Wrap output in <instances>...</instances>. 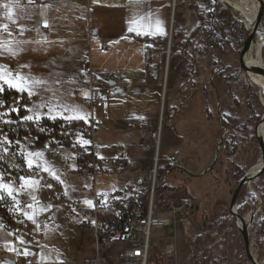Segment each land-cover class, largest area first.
Masks as SVG:
<instances>
[{"label": "rangeland", "instance_id": "374dc122", "mask_svg": "<svg viewBox=\"0 0 264 264\" xmlns=\"http://www.w3.org/2000/svg\"><path fill=\"white\" fill-rule=\"evenodd\" d=\"M210 1L216 4L212 17L214 21L208 18L206 20L214 23L213 36L222 42L215 47V44L209 43L202 33L198 34L195 37L197 40H193L190 46H185L183 57L177 53L169 57L166 79L163 71L160 80L155 82L148 75L144 62L143 43L138 41L136 36L122 37L116 44L107 36L108 33L102 32L114 27L134 28L138 34L144 35L152 33L155 24L162 28L163 17L160 18L161 21H158L159 17L156 21L148 19V16H151L150 6L137 5L127 8L130 14H135V17L129 20L127 16H122L116 18L115 22L111 16L102 21L95 9L90 7L87 11L84 10L83 26L88 27L93 33H98L88 43L78 41L74 43L71 39L78 36L76 27L80 25L79 21L81 22L82 18L78 16L73 18L72 22H75L76 27L74 25L69 27L72 24L70 12L62 5L63 3L57 4L59 8L55 12H50L46 8L44 14L37 17L30 2L0 0V29L3 25H17L19 30L13 37L0 34V68L12 72L13 75L19 72L21 76L26 77V87L34 93L33 95L27 92L19 93L5 86L6 90L0 92L1 124L5 121L26 125L50 121L61 127H68L72 123L79 122L81 119L76 117H85L86 112L75 101L74 92L79 90L80 97L84 95L83 90L80 89L83 86V76L87 73L85 67L88 62L91 71L99 75V79L105 84L109 85L112 81L110 79L113 76L109 74L116 76L114 77L116 82L114 86H110L111 94L108 96L110 121H100L94 134L99 155L113 157L116 152L115 145L126 146L125 148L129 149L136 139L145 136L155 127L159 118L162 119L159 158L162 162L168 161L169 158L174 160L175 164L171 166L172 168L169 167L171 168L169 176H175L178 182L174 183L172 193L174 196L166 195L171 205L168 209L171 230L159 235L151 259L152 264H186L192 255L191 243L194 236L201 237L212 231L219 221L227 216V212L230 213L228 205L239 184L233 177L234 165L238 164L246 174L261 159L255 134L264 117L262 105L264 94L238 65V55L247 33L245 19L240 12L229 8V5L220 4L217 0ZM242 1L230 0L231 3ZM53 2L54 0H48L46 7ZM90 2L94 1L90 0ZM5 4L11 5V19L7 16L8 9L4 7ZM207 5L204 0H193L192 4L178 7L176 10L184 8V13L187 11L193 19L197 14L195 6L203 9L205 13L209 9ZM249 14L253 20V13ZM180 15L178 10L174 17L172 16L173 22L175 21L172 28L176 29V20ZM187 20H185L186 26H190L192 22ZM168 25L169 12L167 28ZM262 25L264 27L263 23ZM178 30L177 28V31L173 32L172 37L181 32ZM159 33L164 32L160 30ZM163 37L166 39L167 33ZM101 43H105L108 48L102 49ZM260 44V54L264 61V41ZM167 45V40L166 45L160 42L155 51L162 52L167 49ZM80 57L84 59L83 62ZM183 58L186 60L181 61ZM176 64L178 69L180 67L183 69L182 73L176 71ZM157 84L160 85V100L164 89L162 116L159 100L152 89ZM119 89L122 91L119 92ZM136 90L141 92L135 93ZM16 108L20 111L14 112L13 109ZM25 116H33V120L25 121L23 119ZM95 116L101 120L99 112H96ZM117 124L121 131H116ZM133 126H137V130ZM134 130L139 132L136 133ZM20 137L21 135L15 138L2 136L0 151L5 152L7 149V153L15 152L27 167L23 157L25 155L27 157L26 153L31 149V140ZM227 145L235 151V160L227 154ZM72 153L74 156L71 155ZM76 154V151L71 150L60 151V155H65V158L71 156L72 160L73 157L78 160L84 158ZM37 162L41 164V156H38ZM50 162L53 163V160ZM133 162L136 167L133 170L146 169L149 166L148 163L143 164L137 160ZM61 163L67 173L76 169L75 163H72V167L66 165L64 161ZM161 166L166 167L165 164ZM105 169L110 168L105 167ZM129 170L132 169H127ZM119 172L124 174L123 170ZM119 172L115 170L100 172L95 179L98 192L113 193L120 184L130 178ZM35 186L36 184H33L29 187L31 193ZM63 186L67 197L75 198L74 201L77 200L78 207L82 211L93 209L92 202L90 205L86 203L87 199H82L81 196L76 198L67 190L65 182ZM245 186L247 195L243 202L249 206L247 210L244 208L243 217L252 211L255 199L257 203L254 209L262 199L264 173ZM253 186H256L257 190L253 189ZM83 195L88 197L87 194ZM157 195L162 196L158 193ZM30 198H34L33 193ZM234 205L238 214L240 205L237 202ZM70 207V204L61 201L46 200L37 204L38 215L43 211H49L51 214L50 221L43 227L42 241L38 243L35 252L37 264H83L93 256L95 247L93 231L80 227L83 221H92V218L87 214H84L87 217L84 216L83 213L73 214L70 212ZM248 208L251 211H248ZM258 219H260L259 212L249 228L254 256H257V250L253 242V232L255 220ZM233 223L235 226L234 221ZM229 230L230 236L217 241L215 248L224 249L230 261L234 262L243 241L233 228ZM208 241L211 242V239L209 238ZM171 250L172 252L169 253L168 251ZM109 255L112 256L113 252H109ZM217 255L219 254L215 253L214 256Z\"/></svg>", "mask_w": 264, "mask_h": 264}, {"label": "built area", "instance_id": "2783aa9c", "mask_svg": "<svg viewBox=\"0 0 264 264\" xmlns=\"http://www.w3.org/2000/svg\"><path fill=\"white\" fill-rule=\"evenodd\" d=\"M29 2L38 8L42 4V0H29ZM192 2L193 0H169L172 14L176 8L190 5ZM215 5L213 2L212 7L205 13L213 15ZM201 11L204 12V10ZM207 22L200 20L197 28H208L215 33L214 23ZM18 31L16 26H8L7 29L1 28L0 34L13 37ZM174 31H170L167 37V49L162 52L154 51L146 59L148 75L153 81H159L163 71L166 79L170 56L176 53L182 57L184 55L185 41L181 39L173 42ZM101 47L105 48L106 45L102 44ZM166 57H168L167 60ZM164 58L165 61H163ZM84 91L85 96L80 97L79 90H76L74 98L83 106L86 122L81 119L69 128L50 121L33 123L20 138L30 139L32 148L47 153L51 159H54L62 150L76 151L79 157H86L80 160L77 158L76 165L83 177L91 178L92 187L77 191V194H87L88 200L93 203V209L82 211L77 203L71 205L73 213L87 212L92 216V221H84L80 224L82 229H91L94 234V253L86 264H152L151 259L154 256L159 235L171 230V220L168 217L170 201L166 195H157L158 189L167 182L171 166L175 164L171 158L166 162H162L159 158L163 121L159 118L155 127L148 131L137 147L140 156L136 160L143 164L148 163V168L133 170L136 167H131L132 170L129 173L135 177L118 192H97L95 178L101 168L125 171V163L131 159L127 157L125 147L119 148L113 157H97L92 140L97 126L94 112L101 111L103 120L109 121L108 96L111 90L109 85L88 72ZM162 92L161 116L164 89ZM87 134L90 136L87 137ZM64 137L67 141H64ZM85 140L89 143L84 144ZM162 164L166 167L161 166ZM51 173V170H30L25 167L21 157L15 152L0 151V184L9 185L15 197L13 199L9 196L7 189H0V195L4 197L0 200V207H5V214H0V228L9 235L11 245L10 252L0 245V256L6 257L10 254L14 264H37L35 252L31 251L34 249V244L23 241L26 219L19 210V199L24 195L21 189L24 181L21 177L38 181L40 187L45 186L61 198L63 194L51 179ZM25 251L29 254L25 255ZM109 252H113V255L110 256Z\"/></svg>", "mask_w": 264, "mask_h": 264}, {"label": "crops", "instance_id": "0c3cea01", "mask_svg": "<svg viewBox=\"0 0 264 264\" xmlns=\"http://www.w3.org/2000/svg\"><path fill=\"white\" fill-rule=\"evenodd\" d=\"M23 1L29 3V0H23ZM46 3H48V0H42V6L39 9L37 8L38 10L36 9V7L34 5L30 4V6H32V9H33L34 13L37 15V17L43 15L44 11L46 10V8L48 10H50V12H55L59 8V6L57 4H62L63 3L62 5H64V7L70 12L69 17H70L71 21L70 20L69 21L72 24H70L69 27H73L72 25H74L76 27L75 22L74 23L72 22L73 18H75L77 16H78V18H82V21L81 22L79 21L80 25H77V27H76L77 31L79 32L78 36H76V37L71 39V40L74 41V43H76V41L88 43L98 33V32H96V33L94 32L93 33V32L88 30V27H84L83 26L84 10L87 11L88 8L90 9V7L95 9L96 14H99L100 19L102 21H104L105 19L109 18V16H111V17H113V22H115L116 18H120L122 16H127L129 20L132 19L133 17H135L134 16L135 14H133V15L130 14V10H127V8H133L134 6H137V5H148V6H150V10H151L150 11V15L151 16H148V19L150 21L151 20L156 21V18L159 17L158 21L159 20L161 21L160 18L163 17V27L162 28H159V26L154 23L155 25L152 27V30H151L152 33H147V34H144V35L138 34L136 29H134V28L130 30V28H128V29H119L118 27H114L113 29H111L109 31H103L102 30V32H105L104 34L108 33L107 36L109 38H112L113 42L116 43V44L119 43V40L122 37L126 38L127 36H132V37L136 36L137 40L140 41L141 43H143L144 62L145 63H146V59H147L148 55L150 53L154 52L158 48L160 42H163L164 40H167V38L165 39L163 37L164 34L167 33V36H168L170 31H173V30L177 31V28H178L179 30H181V32H178V33H182V34L184 33L183 36L187 37L192 32H194L196 29H198L197 28V21H200L198 19V17H197V14L194 15V18L192 19L191 16L187 13V11H186L187 14L184 13L185 12L184 8L177 9L175 12L177 13V11L180 10V14L181 15H180V18L178 20H176V22H177L176 29L172 28V16H173V14H172V10H171L170 5H169V0H120V2H118V3L113 2L110 5H100V4H96L94 2L91 3L90 0H65L64 2H62L61 0H54V2L49 7H46L47 6ZM195 10L197 12V10L201 11L203 9H200V8H198V6H195ZM168 12H169V25H168V28H167ZM106 16H108V17H106ZM98 19H99V17H97V20ZM186 19H188L187 21L192 22L190 24V26H186V22H185ZM7 26H10V25H7ZM12 26H16L17 27V25H12ZM80 26H81V28H79ZM160 30H163L164 33H159ZM136 33H137V35H136ZM102 44L106 45L105 43H101L100 46ZM107 48L108 47L106 45V47L102 48V49H107ZM79 59H82L81 62H83V60H84L82 57H80ZM85 69H86L87 73L84 74V76H83V79H82V85L83 86L80 89V90H83V93H84L83 96H85L84 84L87 81L88 72H91V74L95 78L99 79V77H98L99 75H97V74H95V73H93L91 71L89 62L87 64V67H85ZM109 75L113 76V78L110 79L112 81H110L109 84L111 82L113 84H115L116 80L114 79V77L116 78V76L113 75L112 73L109 74ZM159 86L160 85L157 84L152 89H153V94L156 95V97L159 100V110H160L161 101H160V97H159V90H160ZM118 91L121 92L122 90L119 89ZM139 92H141V91H139ZM77 103H79V102H77ZM81 107L83 108L82 105H81ZM83 111H85V110H83ZM96 112H99V114L101 116V120H98V118H96V116H95L97 125H98V123H101L100 121L105 122L103 120V116H102L101 111L96 110L94 112V115H96ZM109 121H110V119H109ZM136 127L133 126V128H136ZM96 129H97V126H96ZM96 129H95L94 134L96 133ZM136 130H137V128H136ZM136 130H134V131H136ZM116 131H121L120 126L118 124H117ZM138 132L139 131H136V133H138ZM89 136H90V134H87V137H89ZM161 137H162V134H161ZM143 138H144V136H140L134 142V143H137V145H135L133 143V144H131L129 149H124V151L127 154V157L129 159H131L132 161H127L125 163L124 167L126 168V170L124 171V174H123V172L122 173L119 172L120 170H115V171L119 172V173H121V174H123L125 176H130V178L126 179L122 184H120V187L115 192H118V191L122 190L124 188L125 184L128 181H130V180H132L134 178V177L131 178V176L133 174L128 173V172H130V170L127 171V169H130L131 167H134V165L132 164V163H134L133 160H136V159L139 158L140 153H139L137 147L139 146V144H140V142H141V140ZM92 140H93L94 145H95V152H96L95 154L97 155V157H99V158L109 157V156H101V155H99L98 151H97V144L94 141V135L92 137ZM30 146H31V142H30ZM121 147H123V146L115 145V151L117 152V150L119 148H121ZM124 147H126V146H124ZM28 151L31 152V153H41L42 154V155H40L41 156V164L37 162L38 156H33L32 157V159L34 161V166L30 170L44 169V168H47L48 170H51L52 171L51 179L57 184V189L63 194V196L61 198H59V197L56 196V194L54 192H52L51 190H49L45 186L40 187L39 183H36V186L33 188V192H32L33 195H34V198L31 199L30 197H31L32 193L29 191V187H27V186L26 187H21L22 192H23L24 195L19 199V203H20L19 210L21 211V213L24 215V217L26 219V225H25V228H24L23 241H25L27 244H34V249L31 250V251L32 252H37L38 243L42 241V230H43L44 225L47 222V220H46L47 217L46 216L47 215L49 217L51 216L49 211H43L42 214L38 215L37 204L40 203L41 201L45 202L46 200L49 201V202L61 201L62 203H65L67 205L70 204V206L72 205V203H77L76 202L77 200L74 201L75 198L72 199V197H70V198L67 197L66 190H65V188L63 186L64 182L67 185V190L71 191L76 196V198H80V196H81L82 199H87L88 200V197L86 198L85 195H83V194H77V191H82V190H86V189L91 188L92 187V180L89 177H83L79 173V171L77 169V165H76V163H77V158L76 157H73L74 160H72V156H71L70 157L71 160H70V158H65V155H60V153H59L54 159H51L47 153L40 152V151L32 148V146H31V149L28 150ZM29 152H27V153H29ZM131 153H132V155H131ZM71 155H73V153ZM23 159L25 160V163L27 165L26 155L23 157ZM66 159H69L70 161L66 160ZM50 160H53V163H51ZM62 161L66 162V165L68 164V166H70V167H72V163H75V168L76 169H73V170H71L72 172L67 173L66 169L63 167V165L61 163ZM37 163H38L39 167H36ZM70 169H72V168H70ZM109 170H114V169H105L104 170V168H101L99 170L98 174L100 172H105V171H109ZM56 177H58V179ZM62 181H63V183H62ZM72 183H74L75 185L72 184ZM23 184H24V182H23ZM95 189L98 192L96 187H95ZM99 192H105V191H99ZM115 192H113V193H115ZM170 196H174V195H170ZM70 212H72V210H70ZM73 214H75V213H73ZM84 214H87L88 216H90L92 218L91 214H89L87 212L83 213V215ZM87 215H84V216L87 217ZM28 216H31L32 219H28ZM89 222H90V220H89ZM0 245H2L8 252H10V250H11L10 237L1 228H0ZM94 249H95V247H94ZM93 253H94V251H93ZM1 258L2 259L0 260V264H7L4 261L6 259H8V260H10V261H12L14 263V261L12 260V257H11L10 254H7L6 257H1ZM90 259H88L87 261H89ZM87 261L83 262V264H86Z\"/></svg>", "mask_w": 264, "mask_h": 264}, {"label": "trees", "instance_id": "16d2710c", "mask_svg": "<svg viewBox=\"0 0 264 264\" xmlns=\"http://www.w3.org/2000/svg\"><path fill=\"white\" fill-rule=\"evenodd\" d=\"M204 1L208 4L207 7H209V8L212 7V3L210 0H204ZM197 17L201 21H207L206 19L207 18L211 19L213 17V15L206 14L203 11L197 10ZM213 26H214V24H213ZM200 33H202V35L204 37H206L207 40H209L208 41L209 43H211V44L214 43L215 47L216 46L218 47V44L220 42H222L218 38L214 37L213 32L210 31L208 28H198L187 37H184L181 33H178L174 37H172V40H173V42H176L178 40L183 39L185 41V46H190L191 42L193 43V40H197V38H195V37L198 36V34H200ZM245 36H246V34H245ZM241 42H242V40H241ZM162 44L166 45V40H164L162 42ZM225 44H226V42H225ZM30 48H32V46ZM37 50H39V49L37 48ZM184 59L185 58H183L181 61L186 60V59L185 60ZM177 70L180 71V73L183 72V69L181 67L178 69V66L176 68V71ZM175 74L179 75L177 73H175ZM192 84H193V82H192ZM75 123H77V122H75ZM75 123H72L70 126H68V128L71 127L72 125H74ZM30 125L31 124L26 125L23 123H14V124H11V123H2L1 124L0 123V138L4 135L5 136L8 135L10 138H15V137H18L20 135H23L25 133L26 129ZM65 139H66V137H64V141H67ZM227 154H229L230 157L232 156V158L235 157L234 156L235 151H233L232 147L229 145H227ZM235 159L236 158H234V160ZM234 170H235V172L233 174V177L236 180V182H239L241 177L245 174V171L242 168H240V166L238 164L234 165ZM169 177L167 179L166 184L162 185L158 189L157 193L159 195H164V194L165 195H168V194L172 195V193L174 192V183H176L178 181H176L175 176L171 175ZM253 189L257 190L256 186H253ZM255 192L257 193V191H255ZM246 195H247L246 186L244 185L241 188L239 195L237 197V200H236V202L239 203V205H240V207L238 208V214L242 217L244 216V211H245L244 208H246V210H247V207L249 206V205H245V202H243ZM261 197H262V207L259 211L260 219L255 220L254 225L256 226V229L253 232V242H254V246L256 247V250H257L258 261L264 263V191L261 193ZM255 203H257V199H255L254 205L252 206L251 210H254ZM251 210L248 208V211H251ZM46 217H47L46 218L47 222H49L51 216L49 217L47 215ZM233 221H234V218L232 217V215L229 212H227V216L222 218L219 221V223L214 227V229L212 231L206 233L204 236H201V237L194 236V238L192 239V243H191L192 255H191V258H189L186 261V264H196V263L197 264H247L248 260H247L246 256L244 255V246L243 245H241L239 247V250H238L237 254L235 255V261L234 262L230 261V259L228 258V255L226 254V251L224 249L221 250L218 247L215 248L217 241L219 242V241H221V239L223 237L227 236V238H228L230 236V230H229L230 228H233V230L236 232L237 236L241 239V235L238 232V230L235 228ZM209 238L211 239V242L208 241ZM215 253H218L219 255H217V257H215L214 256Z\"/></svg>", "mask_w": 264, "mask_h": 264}, {"label": "water", "instance_id": "95a60500", "mask_svg": "<svg viewBox=\"0 0 264 264\" xmlns=\"http://www.w3.org/2000/svg\"><path fill=\"white\" fill-rule=\"evenodd\" d=\"M258 2H259V8H258V12H257L256 18H255V22L252 26L251 31L246 33L244 43H243L242 48L240 50V53L238 55V65H239V68L241 70H243V72H245V73L252 72V73H259V74L264 75V68H261L259 66L247 67V66H245V63L243 61L245 54L249 51L250 46L255 39V36H256V33H257L259 27L261 26L262 23L264 24V0H258ZM228 7L230 8V6H228ZM246 31H247V29H246ZM109 85L114 86V84L112 82ZM135 92L138 93L139 90H136ZM255 140L257 141V144H258V147H259V150L261 153V167L257 170L256 174H254L253 176H249L250 174H248V172H247L245 174V176H243L241 178V180L239 181V184L237 186V189H236L234 195L232 196V199L228 205V209L230 211V214L234 218L236 229L238 230V232L240 233V235L242 237L245 256H246L249 264H260L257 261V256H253L251 251H250L251 239H250V234H249V228H250V225H251L254 217L258 214V212L260 211V209L262 207V199H260V203H259L258 207L249 213L248 224L245 223V220H244L245 217H242L239 214H237V212L233 211V207L235 206L234 204L236 203V200H237V197L239 195L241 188L244 185L250 184V182H252L254 179H256L257 177H259L260 175H262L264 173V137L259 136V135H255ZM236 219H240L243 222L241 227H238L236 225ZM4 261L7 264H14L12 261H10L8 259H6Z\"/></svg>", "mask_w": 264, "mask_h": 264}, {"label": "bare ground", "instance_id": "6f19581e", "mask_svg": "<svg viewBox=\"0 0 264 264\" xmlns=\"http://www.w3.org/2000/svg\"><path fill=\"white\" fill-rule=\"evenodd\" d=\"M93 1L97 4H100V5H110L113 2H115V3L120 2V0H93ZM217 1L220 4L227 5V6L229 5L232 10L240 12V14H242L244 19H245V26H246L247 32L251 31L252 26L255 22V18H256L257 12H258V8H259L258 0H243L242 2H236V3H231L230 0H217ZM175 13L176 12H174L173 15ZM249 13H253V20H252V16ZM173 17H172V25L174 26L175 21L173 22ZM262 41H264V27L261 24V26L259 27V29L256 33L255 40L252 42L249 51L244 56L243 61L245 63V66H247V67L259 66L261 68H264V61L262 60L261 54H260V48H261L260 43ZM167 58L168 57H166V60H167ZM247 75L250 76L251 80L254 81V83L261 88V90L264 94V75L259 74V73H252V72H248ZM262 105L264 108V98L262 99ZM255 135H259V136L264 137V117H263L262 123L257 128ZM260 167H261V159H260V162L252 170H250L248 172V174H250L249 176H253L254 174H256L257 170ZM233 211L236 212L235 207H233ZM0 214H5V207H0ZM244 220H245V223L248 224L249 214L245 217ZM242 224H243V222L240 219H236V225L238 227H241ZM250 251H251L252 255L254 256V254H253L254 253V247H253L252 243L250 246ZM169 252H172V250Z\"/></svg>", "mask_w": 264, "mask_h": 264}, {"label": "snow or ice", "instance_id": "6c2138e0", "mask_svg": "<svg viewBox=\"0 0 264 264\" xmlns=\"http://www.w3.org/2000/svg\"><path fill=\"white\" fill-rule=\"evenodd\" d=\"M4 7L6 9H8V13L7 16L9 19L12 18V8L11 5L9 4H5ZM47 26V25H45ZM3 27L5 29H7V25H3ZM131 30V29H130ZM26 83H27V78L24 76H21L19 72L15 73V75H13L12 72L7 71L6 69L0 68V92H3L6 90L5 86H7L8 89H15L17 92L19 93H24L27 92L29 95H33L34 93L31 92V90H29L26 87ZM14 112H19L20 109L16 108L13 109ZM30 111V109H29ZM52 119H55V117H51ZM23 119L25 121H32L33 120V116H25L23 117ZM37 119H39V116H37ZM76 119H84L86 122V117L84 116H79L76 117ZM11 121H5V123H10ZM7 143H11V141H5ZM84 144H88L89 141L85 140L83 141ZM7 151V149H5V152ZM42 155L41 153H27V157H26V162H27V166L29 169H31L34 166V161L32 159L33 156H40ZM36 167H39V165L37 164ZM44 171H48L47 168L43 169ZM54 175V174H53ZM58 179V177H56ZM21 180L24 181V184L21 185V187H31L33 184L38 183V181H33L31 180V178H25V177H21ZM49 187H51V185H49ZM0 189H7V193L9 196H12L13 199H15V197L13 196V189L9 187V185L7 184H0ZM4 197L2 195H0V200H3ZM86 203L91 205V201H86ZM27 215V214H26ZM28 219H32L31 216H28ZM21 243H23V241H21ZM25 255H28L29 253H27V251H25L24 253Z\"/></svg>", "mask_w": 264, "mask_h": 264}, {"label": "flooded vegetation", "instance_id": "af4514ba", "mask_svg": "<svg viewBox=\"0 0 264 264\" xmlns=\"http://www.w3.org/2000/svg\"><path fill=\"white\" fill-rule=\"evenodd\" d=\"M255 229H256V226H255Z\"/></svg>", "mask_w": 264, "mask_h": 264}]
</instances>
